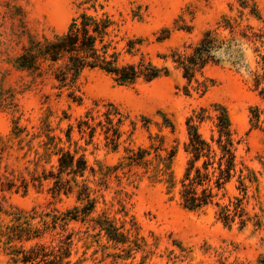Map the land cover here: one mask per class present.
<instances>
[{
    "label": "rangeland",
    "instance_id": "374dc122",
    "mask_svg": "<svg viewBox=\"0 0 264 264\" xmlns=\"http://www.w3.org/2000/svg\"><path fill=\"white\" fill-rule=\"evenodd\" d=\"M82 12L116 23L110 38L119 61L168 73L123 86L84 69L63 84L54 76L59 64L19 66L30 47L62 35ZM206 31L221 47L189 83L171 55L190 54ZM252 33L262 38L241 36ZM128 41L139 43L131 55ZM108 105L122 118L116 144L102 128ZM220 110L230 124L235 173L213 190L211 205L189 211L179 198L186 121L193 117L216 148ZM138 150L144 160L130 163ZM63 153L85 161L82 176L61 173ZM88 202L94 207L84 221L79 213L53 227V216ZM225 206L232 214L239 207L243 225L219 220ZM19 212L40 237L7 245L2 233ZM34 244L63 246L69 255L61 264H264V0H0V264H14L10 251Z\"/></svg>",
    "mask_w": 264,
    "mask_h": 264
},
{
    "label": "trees",
    "instance_id": "16d2710c",
    "mask_svg": "<svg viewBox=\"0 0 264 264\" xmlns=\"http://www.w3.org/2000/svg\"><path fill=\"white\" fill-rule=\"evenodd\" d=\"M97 13L94 6H91ZM102 10V8H101ZM253 15L252 12H250ZM113 26L116 23L112 21L109 15L102 13L89 15L82 12L74 18L66 31L52 40H45L43 43H37L30 47L27 52L19 59V66L25 69H35L37 62H49L52 66L59 64L55 68V79L65 84L68 80L71 82L84 69L100 70L109 75L119 85H133L139 80L152 82L161 76H165L168 71L165 68L158 69L150 63L139 61L138 63H127L119 61L120 53L116 52V46L110 38L114 31ZM224 30H229L234 35L235 28L226 22ZM248 31L251 28H247ZM242 38L255 42L262 36H251L241 34ZM117 44V42L115 43ZM138 41H128L125 53L132 54ZM221 47V42L212 31H206L198 44L192 49L190 54L173 53L172 62L182 71V76L189 83L195 79L196 73H200L208 64L213 62L212 53ZM257 83L259 79H256ZM203 84L197 83V89L203 87ZM204 110L197 114L196 122H203ZM102 116L105 119V134L111 133L110 144H116L120 139L118 128L122 124V118L119 113L108 105ZM258 120L259 116L255 115ZM215 127L218 132L216 148L210 142L205 140L199 133L193 117L187 119L188 138L184 144V152L188 156L187 167L183 179L181 180V189L179 191L180 204L189 211H200L212 204L216 194L213 190L220 191L231 180L236 168V155L230 124L224 110H220L215 115ZM145 152L138 150L128 158L130 163L139 164L144 160ZM172 157V156H171ZM75 166V169H74ZM58 167L62 172L70 169V173L82 174L85 171L86 163L83 159L74 160V156L69 153H63L58 159ZM243 170H239L240 182L242 183ZM59 184V190L63 189L62 183ZM212 185V186H211ZM242 185V184H241ZM94 205L91 202L79 212L77 208L60 218L53 216L52 225L55 228L57 221L66 222L85 220V217L92 212ZM238 206L234 208L233 214L228 206L221 208L219 220L225 225L232 224L238 218L243 225L242 213L238 211ZM80 213V214H79ZM34 217H30L32 220ZM27 216L22 212L14 217L15 225L6 227L2 236H5L6 244L13 242L28 243L39 239L40 234L37 229H33L27 223ZM23 220V222H21ZM25 220V221H24ZM99 225V224H98ZM101 226V225H99ZM70 240V237L67 238ZM66 244V243H64ZM11 248V246H9ZM63 246L50 248L44 244H34L29 248L20 246L10 251L9 255L14 264H61L63 259L68 257V250L64 252Z\"/></svg>",
    "mask_w": 264,
    "mask_h": 264
}]
</instances>
